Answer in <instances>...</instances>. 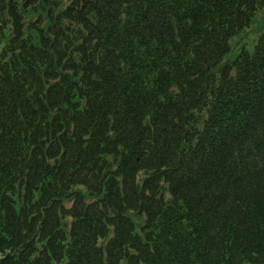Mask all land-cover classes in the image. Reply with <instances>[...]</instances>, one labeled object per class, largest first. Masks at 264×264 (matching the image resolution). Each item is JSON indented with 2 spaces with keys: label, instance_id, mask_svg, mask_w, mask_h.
Listing matches in <instances>:
<instances>
[{
  "label": "trees",
  "instance_id": "16d2710c",
  "mask_svg": "<svg viewBox=\"0 0 264 264\" xmlns=\"http://www.w3.org/2000/svg\"><path fill=\"white\" fill-rule=\"evenodd\" d=\"M264 0H0V264H264Z\"/></svg>",
  "mask_w": 264,
  "mask_h": 264
},
{
  "label": "rangeland",
  "instance_id": "374dc122",
  "mask_svg": "<svg viewBox=\"0 0 264 264\" xmlns=\"http://www.w3.org/2000/svg\"><path fill=\"white\" fill-rule=\"evenodd\" d=\"M264 28V9L260 13L256 14L253 22L250 26H246L238 35L234 36L231 41V53L228 59H233L242 47L252 49L253 44L257 41V36L262 32Z\"/></svg>",
  "mask_w": 264,
  "mask_h": 264
}]
</instances>
